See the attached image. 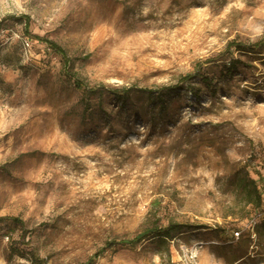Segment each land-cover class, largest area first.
I'll use <instances>...</instances> for the list:
<instances>
[{"label":"rangeland","instance_id":"rangeland-1","mask_svg":"<svg viewBox=\"0 0 264 264\" xmlns=\"http://www.w3.org/2000/svg\"><path fill=\"white\" fill-rule=\"evenodd\" d=\"M0 20V259L264 264L247 228L264 209V54L225 51L264 36V0H0ZM73 78L130 93L97 99ZM174 84L162 109L144 92ZM170 220L200 227L120 243Z\"/></svg>","mask_w":264,"mask_h":264},{"label":"trees","instance_id":"trees-1","mask_svg":"<svg viewBox=\"0 0 264 264\" xmlns=\"http://www.w3.org/2000/svg\"><path fill=\"white\" fill-rule=\"evenodd\" d=\"M23 24H24V32L28 33V17L23 16ZM2 20H0V26H1ZM30 38H35L37 40L42 41L47 48H50L55 53L59 54L64 62L68 61V58L66 56V53L64 49L59 46L56 42L44 38L39 37L36 35L28 34ZM233 47L238 53L240 54H264V36L258 37L252 42L242 43L238 41H230L227 43L225 47V51L230 53V49ZM238 60L233 57H229V62L225 66L226 72L230 73L232 69L235 67V63ZM191 78L190 74H184L180 77V83H187L186 87L187 89L192 91L193 87L190 86L189 80ZM202 79H204V76H202ZM73 86L76 89H80L88 94L93 95L97 99H100L103 94H110L112 97L119 101L124 102L129 93L130 89L125 87H109L103 84L98 85L96 88L87 87L85 86L82 79L73 78L72 79ZM181 84H174L173 86H161L158 90V92H154V90H144V92H147L150 95L156 96V104L159 106L160 109L163 108L164 100L163 95L168 94L170 91H174L176 88H178ZM155 93V94H154ZM235 186L238 188L239 192L243 194V197L245 199V202L252 205V207H260L262 203V196L261 192L259 191V188L256 184V181L254 178H251L246 172L243 173H237L235 176ZM200 227V226H198ZM197 226H191L184 223L174 222V221H168L165 226L162 225H152L150 227H145L140 232L136 233L132 238L121 240V244H132L135 245L138 242L142 241L143 239H149L155 237L158 242H167L169 240H173L176 235L183 231H187L190 229L198 228ZM254 233L257 234L260 238H264V220H261L258 222L254 227ZM115 243V241H110L107 243L108 246H112ZM81 264H92L91 261H86Z\"/></svg>","mask_w":264,"mask_h":264},{"label":"built area","instance_id":"built-area-1","mask_svg":"<svg viewBox=\"0 0 264 264\" xmlns=\"http://www.w3.org/2000/svg\"><path fill=\"white\" fill-rule=\"evenodd\" d=\"M262 219H264V209L259 210V211L255 214V216L251 217V218L248 220V222H247V228H250V230H251V232H252V235L255 236V233H254V227H255V225H256L259 221H261ZM239 233H240L239 231H235V232H234V235H235V236H238ZM10 234H11V233L8 232V233L4 236V238L7 240V239L9 238ZM0 264H10V263H8V262L5 261V260L0 259Z\"/></svg>","mask_w":264,"mask_h":264}]
</instances>
